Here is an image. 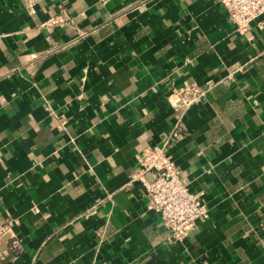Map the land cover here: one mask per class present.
<instances>
[{
	"label": "crops",
	"instance_id": "obj_1",
	"mask_svg": "<svg viewBox=\"0 0 264 264\" xmlns=\"http://www.w3.org/2000/svg\"><path fill=\"white\" fill-rule=\"evenodd\" d=\"M61 7L72 22L42 26ZM179 118L171 151L210 207L183 241L133 179ZM0 215L20 240L0 264H264V14L242 34L220 0H0Z\"/></svg>",
	"mask_w": 264,
	"mask_h": 264
},
{
	"label": "built area",
	"instance_id": "obj_2",
	"mask_svg": "<svg viewBox=\"0 0 264 264\" xmlns=\"http://www.w3.org/2000/svg\"><path fill=\"white\" fill-rule=\"evenodd\" d=\"M29 12L35 11L40 0H22ZM229 19L236 25L239 33L251 28L252 22L264 14V0H220ZM72 22L68 11L61 7L59 14L42 23V26L67 25ZM228 78H232L229 74ZM218 82L207 80L204 84L196 82L174 86L168 96L169 103L175 109L185 112L191 106L201 102L209 90ZM179 118L167 140L160 145L143 148L136 159L138 162L133 179L139 181L150 197L148 209L160 215L162 223L170 230L176 241L187 239L197 228L198 221L210 214V207L201 199V194L193 192L186 184L181 168L177 165L171 151L175 142L183 137L185 129ZM8 243L13 248L20 247L12 220L0 215V244Z\"/></svg>",
	"mask_w": 264,
	"mask_h": 264
}]
</instances>
